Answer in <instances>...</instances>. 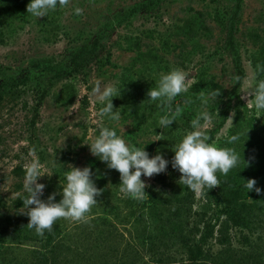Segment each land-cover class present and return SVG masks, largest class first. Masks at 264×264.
<instances>
[{
  "label": "rangeland",
  "instance_id": "obj_1",
  "mask_svg": "<svg viewBox=\"0 0 264 264\" xmlns=\"http://www.w3.org/2000/svg\"><path fill=\"white\" fill-rule=\"evenodd\" d=\"M29 2L0 0V87L8 85L0 93V227L10 218L29 222L25 207L15 202L25 196L23 184L32 160L53 173L37 181L45 185L39 197L44 201L53 193L56 202L62 198L60 185L69 165L89 167L103 192L83 220L56 221L55 230L67 249L62 257L68 264H152L139 237L146 221L155 216L147 195L162 200L182 188L181 173L171 165L172 149L201 110V92L212 90L220 93L207 105L215 116L210 142L240 154L235 171L257 169L253 179L260 192L249 201L259 202L264 220V114L247 107L252 97L241 92L243 79H238L236 69V64L241 66L244 78L254 64L264 66V0H243L240 7L226 0H153L149 5L150 0H69L39 18L27 13ZM134 8L138 11L133 17L105 32L116 14ZM101 33L97 57L80 73L49 87L39 69L44 61L65 62L72 51L93 43ZM176 67L191 72L194 83L172 106L180 113L177 121L170 129L157 128L162 112L147 100V92L161 73ZM259 78L264 79V73ZM98 79L115 82L121 90L112 100L121 113L117 133L134 146L146 145L150 157L159 152L169 161L165 172L141 177L147 185L143 200L123 197L119 172L93 156L87 145L102 127L114 126L100 117L102 106L90 95ZM232 135H239V141L228 143ZM154 138L161 140L152 142ZM205 190L194 191V212L207 206L206 194L213 195ZM211 205L208 220L218 224L222 206L214 200ZM19 232L24 234L23 229ZM13 233L0 235V264H15L25 257L23 250L40 246ZM241 234L249 235L252 246L243 243ZM232 235L229 253L236 264L244 257L243 264H264V231L234 229ZM209 246L214 254L222 250L213 239L203 248ZM173 257L187 259L181 252Z\"/></svg>",
  "mask_w": 264,
  "mask_h": 264
},
{
  "label": "clouds",
  "instance_id": "obj_2",
  "mask_svg": "<svg viewBox=\"0 0 264 264\" xmlns=\"http://www.w3.org/2000/svg\"><path fill=\"white\" fill-rule=\"evenodd\" d=\"M68 3L69 0H30L26 11L36 18L46 17L50 11ZM76 12L79 13L80 9H76ZM190 73L179 67L172 68L161 73L155 86L148 90L147 100L155 102L162 112L157 128L170 129L173 122L177 121L180 113L173 112L172 106L178 96H183L192 87L194 80L193 77L189 78ZM261 73H264V66L261 65L249 71L242 80L241 92L251 94L252 98L247 101L249 110L264 114V79L259 78ZM219 93L215 90L207 94L201 92V110L190 121V130L184 134L174 150L172 149L174 156L171 165L181 173L179 181L198 193L219 186L217 173L226 176L241 162L240 154L234 148L219 147L210 142L209 132L214 127L215 116L207 110V105L216 102ZM120 94L121 90L116 87L115 82L104 83L99 79L95 81L90 95L94 103L102 106L99 110L100 117H106L114 126L102 127L99 134L87 145L93 156L104 162L109 169L119 172L118 185L123 197L143 200L147 195V185L141 177L150 178L165 172L169 161L159 152L150 157L145 150L146 145L134 146L117 133L116 127L119 126L121 113L115 111L112 100ZM239 139V135H232L228 143L234 144ZM158 140L161 139L154 138L152 142ZM243 161L245 162L244 159ZM52 174L39 160H32L27 166L23 184L25 196L21 201L26 209L24 213L29 217L27 227L34 229L38 236L44 235L45 231H51L59 219L74 222L83 220L97 204L96 198L103 192V189L95 185L89 167L69 165L65 171V182L60 185L59 194L62 198L56 202L57 193H53L44 201L39 197L43 194L45 185L37 181ZM244 181L243 187L247 192L253 189L260 192V188L255 187V179Z\"/></svg>",
  "mask_w": 264,
  "mask_h": 264
},
{
  "label": "trees",
  "instance_id": "obj_3",
  "mask_svg": "<svg viewBox=\"0 0 264 264\" xmlns=\"http://www.w3.org/2000/svg\"><path fill=\"white\" fill-rule=\"evenodd\" d=\"M232 5L240 7L243 0H226ZM150 0L149 4H152ZM137 8L126 10L116 14L108 24L104 26L105 32H112L115 23H123L133 17ZM101 33L93 43H84L76 50L72 51L69 59L65 62L56 63L44 61L39 69L44 73V78H48L49 87L56 82L72 75L80 73L97 57L100 49ZM256 68V65L254 64ZM238 70L237 77L241 81L243 72L241 66L236 64ZM7 84H2L1 91L7 88ZM46 95V94H44ZM228 112L223 117V122L227 120ZM252 172L248 173L247 168L243 171L232 169L228 175L217 173L219 186L214 187L206 194L207 206L202 212H194L195 192L190 190L182 182L180 191L168 198L157 200L152 194H148V202L154 210V219L146 221L144 229L139 235L146 245V253L153 259L152 264H236L229 253V248L233 244L232 230L240 229L248 231L249 234L264 231V220L260 216V205L254 198L255 189L247 192L243 187L244 180L253 179L256 168L251 166ZM216 189V190H215ZM205 190V189H204ZM207 191V190H205ZM214 200L216 205H221L218 224H212L208 220L211 203ZM17 207L23 206L20 199L16 200ZM1 219V218H0ZM190 221V223H189ZM23 218H10L7 225L0 227V235L7 232H14L13 237H23L24 240L37 241L40 246H33L23 250L25 257L15 264H68L66 258L62 256L67 253L65 244L59 238V232L55 230V224L51 231H45L44 235L38 236L34 229L25 225ZM190 224V225H189ZM14 225V227H13ZM20 229L24 234L20 235ZM209 239L214 240V244L222 248L219 253L214 254L211 247L206 246ZM244 244L252 246L248 234H241ZM174 252H181L187 255L186 260L175 261ZM10 253V252H9ZM62 257V258H61ZM245 262V257L242 258ZM144 264H149L145 262ZM255 264V262H246Z\"/></svg>",
  "mask_w": 264,
  "mask_h": 264
}]
</instances>
